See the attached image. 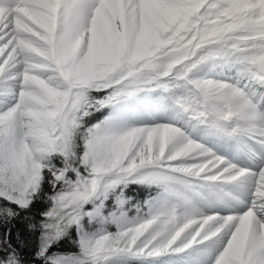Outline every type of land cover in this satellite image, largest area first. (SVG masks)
I'll return each mask as SVG.
<instances>
[{
  "label": "rangeland",
  "instance_id": "1",
  "mask_svg": "<svg viewBox=\"0 0 264 264\" xmlns=\"http://www.w3.org/2000/svg\"><path fill=\"white\" fill-rule=\"evenodd\" d=\"M80 1L0 0V32L8 21L14 27L3 63L11 66L15 78L9 81V88L0 90V194L20 203L39 175L47 124L57 118L49 88L37 89V85H48L46 82H51L55 72L63 79L66 75L65 82L72 86L76 85L72 79L74 73L81 68L79 76H83L85 83H96L120 71V87L130 94L129 72L125 69L140 66L148 58L178 52L196 35L197 29L201 39L209 41L220 37L236 22L249 19L255 31L264 32V28H259L264 26V0H207L204 5L199 0H159L161 5H176L181 11H165L159 17L150 13L147 17L156 18L151 25L146 14H142L145 0ZM22 13L33 18L39 30L24 20ZM87 17L89 21L85 24ZM96 17L100 18L97 22ZM158 18L165 22H156ZM100 26L102 30L98 31ZM51 31H55L54 38L49 37ZM93 31L103 38L97 46L90 36ZM46 41H54L53 50H48V60L45 53L39 52L47 45ZM77 44L83 52L81 65ZM100 50L103 54L98 56ZM261 72L257 67L246 68L245 76L260 82L264 77L263 67ZM241 88L245 91L243 95L222 85L217 87L210 98V107L220 119H233L237 113L240 120H252L247 106V101L252 99V88L244 83ZM140 120L137 112L121 106L97 128L87 147L99 170L109 162L130 164L141 153L148 154L147 165H151L159 160L156 154L167 149L181 163L177 168L180 173L186 175L194 169L193 178L203 173L201 182L205 189L201 194L194 189H188L185 194L173 191L178 203L176 213L166 209L163 216L169 214V218L155 229L138 224L83 241L81 245L87 255L102 258L104 264L115 253L142 257L167 255L173 258L167 264H196L208 247L211 249L225 234L226 241L212 264H264V248L256 249L264 243V146L261 156L251 155L246 167L231 176L229 172L237 164L214 157L193 136L177 128L175 131L160 124L138 123ZM228 150L234 152L235 158L240 157L235 148ZM135 171L121 172L118 178H132ZM96 181L95 176L92 183ZM251 189L257 190L252 197ZM249 198L255 201L253 210L244 206ZM239 203L244 207L235 209ZM248 211L250 214H246ZM183 216L186 221L170 231ZM114 217L118 221L124 218L119 214ZM230 219L236 220L233 229L226 226ZM190 226L195 231L189 234L186 228ZM194 249H199L197 254ZM178 253L182 254L181 258H174Z\"/></svg>",
  "mask_w": 264,
  "mask_h": 264
},
{
  "label": "trees",
  "instance_id": "2",
  "mask_svg": "<svg viewBox=\"0 0 264 264\" xmlns=\"http://www.w3.org/2000/svg\"><path fill=\"white\" fill-rule=\"evenodd\" d=\"M10 29L8 23L1 33L0 45L5 46L0 48V90L9 88V81L14 80L13 69L3 63L9 43L6 34ZM199 31L183 50L148 59L136 67L130 75L131 96L119 87L117 73L96 83H85L83 76H79L80 71H76L72 78L76 85L72 88L55 76L50 83L46 82L48 85H37V89L49 88L57 118L47 124L39 175L26 190L23 202L0 194V264H104L102 258L87 255L81 245L83 241L115 233L135 223L154 228L155 215L170 200L169 187L183 191L184 184L189 182L195 188L201 187L177 174L174 169L180 162L168 156L167 151L157 155L160 165L142 167L134 173L133 180L116 181L119 172L145 163L147 156L141 153L131 164L109 162L99 170L87 147L98 124L117 101L151 113V122L194 126L193 121L182 115L181 107L201 111L204 104L200 95L209 100L222 81L230 82L231 73L241 71L245 61H253L247 60L251 58L247 43L254 48L256 35L252 28L243 25L202 47L195 43L201 37ZM255 91L262 99L259 107L264 108V86L255 87ZM161 103L167 109L168 118L159 116ZM249 110L253 124L261 130L259 111L253 104ZM249 124L242 122L239 128L247 137ZM199 127L202 126L196 124L200 136L209 133L217 137L213 138V144L219 143L221 136L214 128ZM209 139L205 140L206 146L211 145ZM165 164L170 167H163ZM188 172L194 174L195 170ZM95 176L98 180L93 184L91 180ZM117 214L124 216L121 223L115 220ZM151 261L136 255L117 254L108 264H160Z\"/></svg>",
  "mask_w": 264,
  "mask_h": 264
},
{
  "label": "bare ground",
  "instance_id": "3",
  "mask_svg": "<svg viewBox=\"0 0 264 264\" xmlns=\"http://www.w3.org/2000/svg\"><path fill=\"white\" fill-rule=\"evenodd\" d=\"M82 1V0H81ZM80 1V2H81ZM157 5H160V7L159 6H157ZM232 5H234V4H232ZM143 9H142V14H143V12H144V14H146V17H147V15L148 14H150V13H154L157 17H159L160 16V14L162 13V12H165V11H171V10H174V9H177V11L178 12H180L181 11V7H179L178 8V6H176V5H171V4H167V3H165V5H161L160 4V1L159 0H156V3H155V0H145V2H144V4H143ZM101 8H104L103 6H101ZM148 19H149V21H150V25H151V23L153 22V21H155L156 20V18H150L149 16L147 17ZM155 19V20H154ZM100 20V18L99 17H96L95 18V22H97V21H99ZM156 22H165L164 20H162V19H157V21ZM98 30V29H97ZM102 30V28H101V26H100V29L98 30V31H101ZM96 31H93L92 33H91V37H92V40H93V42L92 43H94L95 42V44H96V46L98 45V42H102V40H103V38L100 36V34L99 33H95ZM103 46H105L104 44H102ZM103 53H102V50H100L99 51V53H98V56H100V55H102ZM96 56V55H95ZM259 248H264V243H262L260 246H258V247H256V249H259ZM255 249V248H254Z\"/></svg>",
  "mask_w": 264,
  "mask_h": 264
}]
</instances>
